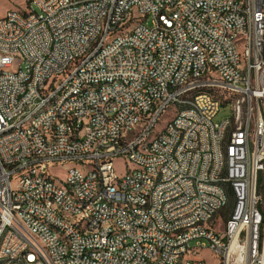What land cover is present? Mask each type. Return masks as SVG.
<instances>
[{
  "label": "built area",
  "instance_id": "built-area-1",
  "mask_svg": "<svg viewBox=\"0 0 264 264\" xmlns=\"http://www.w3.org/2000/svg\"><path fill=\"white\" fill-rule=\"evenodd\" d=\"M133 18H141V29L126 33ZM198 40L207 43V63H200ZM237 44L244 57L252 54L253 80L233 70ZM14 58L20 71H11ZM209 83H221V92L206 91ZM229 92L244 95L245 110L227 153L230 168H221L219 139L231 117L213 119L222 104L237 107L226 102ZM52 95H61L60 104L51 105ZM180 101H191V109H180ZM165 107L176 108L174 125L142 152ZM145 110H156V118L140 139L126 141ZM68 162L78 172L67 174L72 191L60 192L52 187L54 169ZM134 162L146 171L132 172ZM85 166L99 167V175L82 177ZM116 173H125L121 188L113 187ZM147 173L155 181H145ZM227 182L241 191L231 223L214 218L226 201L218 183ZM49 197L90 216L93 235L59 219ZM132 203H144V211H130ZM41 217L56 227H42ZM204 217H212L211 227L198 225ZM189 221H197L194 231ZM58 228L71 232L72 249L58 241ZM14 245L28 254L6 263ZM205 248L222 264H264V0H34L31 15L0 17V264H177L184 250Z\"/></svg>",
  "mask_w": 264,
  "mask_h": 264
},
{
  "label": "bare ground",
  "instance_id": "bare-ground-1",
  "mask_svg": "<svg viewBox=\"0 0 264 264\" xmlns=\"http://www.w3.org/2000/svg\"><path fill=\"white\" fill-rule=\"evenodd\" d=\"M29 3V11H20V15H31L34 9V0H27ZM248 0H240V3H247ZM18 11V10H9ZM9 11L4 17H9ZM133 12L135 14H144L143 5H133ZM160 14H167V6H160ZM141 29V18H133L132 21L127 22L126 33H136ZM115 36H122V29H115ZM197 48L200 53V63H207V43L205 40L197 41ZM244 53V44H237L235 48V63H233V70H244V79L253 80L255 76V67H247V61H252V54ZM8 54H15V46H8ZM21 70V58H14V62L11 63V71ZM206 91L221 92V83H209L206 84ZM189 96H201V89H189ZM226 102H233L236 108H233V116L228 123L224 124L223 133L219 139L220 146V160L221 168H230V159L227 157L229 153L230 143L236 136L238 130V123L243 122V115L245 110L244 95L238 92L225 93ZM61 102V95H52L51 105H58ZM171 107H165L164 113L159 116L158 122L153 123V128L142 143V152H150L155 148L160 137L163 136L164 131H167V127H172L175 123L176 115L165 126L163 132H161L156 138L152 139V134L156 129L161 117ZM180 109H191V101H180ZM45 115V108H38L36 110V117H43ZM148 118H156V110H145V116H137L134 121V129L131 131H125L126 141H133L134 139H140L141 134H145V129L148 126ZM90 126V116H83L82 127ZM53 133H60V126H53ZM73 163L75 162H68ZM126 170H127V163ZM122 170V169H121ZM124 169V171H126ZM117 171L118 167H117ZM146 163L134 162L132 163V172H145ZM78 164L71 168L67 174L77 173ZM92 175H99V167L97 166H85L82 170V177H91ZM157 178H164V165H157ZM145 181H155V173L145 174ZM121 184H125V173H116V177L113 179V187L121 188ZM52 187H58L60 192L72 191V184L69 183V175L66 180H62L58 177L52 178ZM219 192H224L226 201L225 206H217L214 209V218L226 211H231L230 215L226 216L225 223H231L233 219V213L237 211L241 203V191L239 187L234 186V182L218 183ZM233 201V208L231 202ZM49 204L54 212L57 213L59 219H67L70 222L76 223L77 233H84L86 235H93V226L90 224V216H84V212H76L73 207L65 206L63 202L59 201L58 197H49ZM103 206H110V199H103ZM120 199L112 198V207H119ZM130 211H144V203H132L130 204ZM227 213V212H226ZM229 213V212H228ZM42 227H56V220L49 219L48 217H41ZM212 217L198 218V225L200 227H211ZM107 228L118 229L117 221H107ZM197 228V221H189L187 223V231H194ZM56 238L63 244L65 249H72V235L66 228H58L56 231ZM19 254H28V247H21V245H14V247L7 250L6 263H15ZM199 255V251L196 250H184V257H181V262L177 264H207L203 259H199L196 256Z\"/></svg>",
  "mask_w": 264,
  "mask_h": 264
},
{
  "label": "rangeland",
  "instance_id": "rangeland-1",
  "mask_svg": "<svg viewBox=\"0 0 264 264\" xmlns=\"http://www.w3.org/2000/svg\"><path fill=\"white\" fill-rule=\"evenodd\" d=\"M29 9V3L27 2V0H0V17H4L9 10L29 11ZM150 22L151 19L148 20V23ZM233 113L234 111L231 103L222 104L220 106L219 112L215 115L213 121L216 123L222 122L224 119L232 117ZM175 115V107H171L165 112L152 134V139L156 138L161 132H163L165 126L169 124V122L174 118ZM73 167H75V164L68 163L67 166L63 167V171H61V169H54V176L62 180H66L68 171ZM117 167L118 170L121 172H125L124 169L126 170V165L123 160H118ZM232 203L233 201L231 202V207L229 208V210L233 208ZM226 212L219 216V218L224 217V223L226 222V216L230 215V211ZM190 245L196 246L197 240H192L190 242ZM196 257L205 260L207 264H222L221 258L217 254L213 253V251H211L209 248H205L204 250L199 252V255Z\"/></svg>",
  "mask_w": 264,
  "mask_h": 264
},
{
  "label": "trees",
  "instance_id": "trees-1",
  "mask_svg": "<svg viewBox=\"0 0 264 264\" xmlns=\"http://www.w3.org/2000/svg\"><path fill=\"white\" fill-rule=\"evenodd\" d=\"M230 213H231V211H230Z\"/></svg>",
  "mask_w": 264,
  "mask_h": 264
}]
</instances>
